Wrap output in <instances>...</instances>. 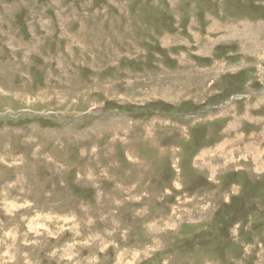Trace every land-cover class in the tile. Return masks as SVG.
I'll return each instance as SVG.
<instances>
[{
	"label": "rangeland",
	"instance_id": "1",
	"mask_svg": "<svg viewBox=\"0 0 264 264\" xmlns=\"http://www.w3.org/2000/svg\"><path fill=\"white\" fill-rule=\"evenodd\" d=\"M0 264H264V0H0Z\"/></svg>",
	"mask_w": 264,
	"mask_h": 264
},
{
	"label": "water",
	"instance_id": "2",
	"mask_svg": "<svg viewBox=\"0 0 264 264\" xmlns=\"http://www.w3.org/2000/svg\"><path fill=\"white\" fill-rule=\"evenodd\" d=\"M234 98H235V97H233L232 100H234ZM232 100H231V101H232ZM229 102H230V100H229V101H225L224 104L228 105Z\"/></svg>",
	"mask_w": 264,
	"mask_h": 264
},
{
	"label": "bare ground",
	"instance_id": "3",
	"mask_svg": "<svg viewBox=\"0 0 264 264\" xmlns=\"http://www.w3.org/2000/svg\"><path fill=\"white\" fill-rule=\"evenodd\" d=\"M245 101V100H244ZM240 103H242V102H240Z\"/></svg>",
	"mask_w": 264,
	"mask_h": 264
}]
</instances>
